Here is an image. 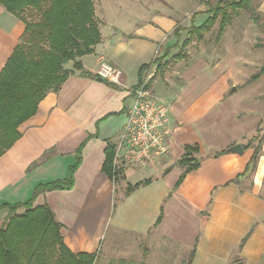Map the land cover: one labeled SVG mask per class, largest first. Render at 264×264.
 <instances>
[{"label":"crops","instance_id":"1","mask_svg":"<svg viewBox=\"0 0 264 264\" xmlns=\"http://www.w3.org/2000/svg\"><path fill=\"white\" fill-rule=\"evenodd\" d=\"M159 1L160 10L151 8L137 21L131 10L125 20L118 11L112 22L103 20L94 5L101 40L77 59L81 69L73 61L64 65L69 77L17 127L19 138L0 156V205L25 201L38 183L63 179L82 145L72 188L46 191L33 202L49 205L71 252L96 254L105 263L184 264L193 250L190 264H264V131L251 170L245 172L252 147L229 151L256 135L264 101L250 96L244 107L237 104L234 97L251 84L241 86L233 76L230 65L243 67L236 53L219 48L210 62L200 60L199 52H188L187 63L185 56L172 58V50L181 52L186 37L180 34L193 13L176 22L175 6ZM207 9L196 8L195 26L206 20ZM184 21L189 26L176 36ZM23 31L24 23L0 5V72ZM163 55L167 64L158 71L154 64L147 73L149 90L167 107L169 153L160 167L122 168L113 179L103 171L105 149L119 139L132 103L127 89L138 85L141 65ZM169 58L177 62L171 66ZM101 60L122 70V85L113 88L81 74H95ZM194 144L199 166L175 187L183 170L176 161ZM144 180L149 182L127 191ZM7 214L0 210V224Z\"/></svg>","mask_w":264,"mask_h":264},{"label":"trees","instance_id":"2","mask_svg":"<svg viewBox=\"0 0 264 264\" xmlns=\"http://www.w3.org/2000/svg\"><path fill=\"white\" fill-rule=\"evenodd\" d=\"M251 2L252 0H217L215 7L206 10L207 18L198 26L193 24L196 15L194 13L191 25L187 28V37L181 43V50L193 38L202 40L204 33L208 32L219 18L215 35L217 42L224 28L230 24L232 15L250 10ZM0 5L24 23L23 34L0 72L1 156L19 138L17 127L36 112L46 93L58 91L69 77L71 71L64 65L73 61V67L81 69L77 59L89 54L93 46L100 42L101 35L92 0H0ZM182 29L175 28L174 34L178 36ZM165 56L141 65L139 83L152 65L157 64L158 71L167 64V60L161 62ZM184 56V53L179 52L172 58L181 59ZM81 74L104 82L110 87H117L96 74L85 71H81ZM261 76H264V62L248 81L253 82ZM255 141L245 172L251 170L256 163L262 137L254 136L242 145L246 149L252 147ZM81 147L82 145L76 150L75 162L68 167L63 179L36 184L25 201L0 205V210L6 208L8 211L6 221L0 224V264H102L96 260V254H75L66 247L60 234L61 224L55 219L48 204L33 207V202L39 194L72 188L73 174L80 163ZM198 151L196 144L184 147L183 154L176 161L183 170L175 187L179 186L187 173L198 168L199 159L194 157ZM113 154L114 146L108 144L103 163V171L108 176L113 174ZM147 182L149 180L136 183L127 191ZM18 208H23V212L17 213ZM192 255L193 250L184 264H190ZM118 262L122 263L107 264H131L124 263L123 260Z\"/></svg>","mask_w":264,"mask_h":264},{"label":"rangeland","instance_id":"3","mask_svg":"<svg viewBox=\"0 0 264 264\" xmlns=\"http://www.w3.org/2000/svg\"><path fill=\"white\" fill-rule=\"evenodd\" d=\"M167 1L171 2L176 8V11L173 14V16L177 19L176 22H180L178 18H180V16H183L184 12L189 11L187 14L190 17L192 13L194 14L197 7L200 6L202 9H207L209 7H215L217 2V0ZM94 5L98 16L103 20L111 22L113 20V16L116 14V11L119 12V19L125 20L126 16L128 15L126 11L131 10L132 15L138 16L135 19V21H137L141 19V17L139 16H142L145 13L149 12L151 8L160 10L162 7L159 0H94L93 9ZM99 7L103 8V10H99ZM188 16H186L187 19ZM142 21H140V23H142ZM218 23L219 18L217 19L213 27L208 32L204 33L203 39L201 41L193 38L190 42L191 44L189 43V45H187L185 49L181 50V52L185 54L184 62L187 63L189 54L193 55L198 52L200 60L210 62L212 59L215 60L217 58V56H214V52L219 48L221 49V51L236 53L240 56V62L238 63L243 67H233L229 64L233 69V76L237 80H240L239 83L241 84V86H243L244 84H251L250 86L243 88L242 91H240L239 94L234 97L237 101V104L239 105V107H244L247 103V99L250 96H252V102L257 101V99L260 101H264V76H261L253 82L248 81V78L253 73H255L264 62V0H252L250 4V10L240 11L238 14H233L229 26L225 28L224 34L219 41L220 44L214 43L215 35L218 29ZM178 24L179 27L189 26L188 21H184ZM180 35L181 39L187 37V28ZM179 51L180 49L177 48L172 50L171 52L172 54H174ZM176 62L177 61L173 60L172 58H169L168 64L172 66L171 63ZM182 62L183 60L179 61L177 65ZM224 77L225 76L219 78L221 82L223 81ZM231 89L232 87L229 90ZM263 131L264 118H260L255 126V136L257 138L261 137L260 133ZM255 143L256 141L252 144V148L254 147ZM203 150L206 151L208 149L206 147ZM146 174L147 173H144V175ZM129 179L133 181L134 176L132 175L131 177H129ZM111 227L112 226L108 227L109 229L107 232L106 240H108ZM186 259L187 255L185 254V260ZM99 263L107 264L109 263V261H107V263H105L104 261H99ZM110 263H118V261L116 259H112L110 260Z\"/></svg>","mask_w":264,"mask_h":264},{"label":"built area","instance_id":"4","mask_svg":"<svg viewBox=\"0 0 264 264\" xmlns=\"http://www.w3.org/2000/svg\"><path fill=\"white\" fill-rule=\"evenodd\" d=\"M101 79L116 86L122 85L120 68L101 60L96 70ZM150 74L127 89L132 103L127 110L119 139L114 144L112 158L113 179L122 168L142 170L160 167L169 153L167 107L149 90Z\"/></svg>","mask_w":264,"mask_h":264},{"label":"water","instance_id":"5","mask_svg":"<svg viewBox=\"0 0 264 264\" xmlns=\"http://www.w3.org/2000/svg\"><path fill=\"white\" fill-rule=\"evenodd\" d=\"M229 151L232 153H241L243 151V148L240 144L237 143L229 147Z\"/></svg>","mask_w":264,"mask_h":264}]
</instances>
